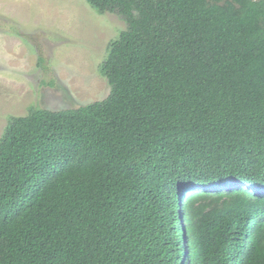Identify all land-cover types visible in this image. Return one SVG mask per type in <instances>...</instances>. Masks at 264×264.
<instances>
[{
  "label": "trees",
  "instance_id": "trees-1",
  "mask_svg": "<svg viewBox=\"0 0 264 264\" xmlns=\"http://www.w3.org/2000/svg\"><path fill=\"white\" fill-rule=\"evenodd\" d=\"M87 2L111 90L8 119L0 264H264V0Z\"/></svg>",
  "mask_w": 264,
  "mask_h": 264
},
{
  "label": "rangeland",
  "instance_id": "rangeland-1",
  "mask_svg": "<svg viewBox=\"0 0 264 264\" xmlns=\"http://www.w3.org/2000/svg\"><path fill=\"white\" fill-rule=\"evenodd\" d=\"M126 28L87 0H0V137L31 106L78 108L105 99L99 68Z\"/></svg>",
  "mask_w": 264,
  "mask_h": 264
}]
</instances>
